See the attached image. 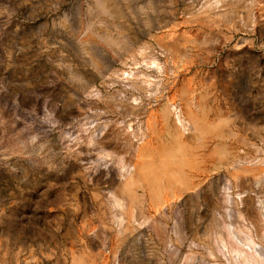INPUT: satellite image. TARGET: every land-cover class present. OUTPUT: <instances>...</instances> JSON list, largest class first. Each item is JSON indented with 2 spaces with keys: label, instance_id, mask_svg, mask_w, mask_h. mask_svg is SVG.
<instances>
[{
  "label": "rangeland",
  "instance_id": "rangeland-1",
  "mask_svg": "<svg viewBox=\"0 0 264 264\" xmlns=\"http://www.w3.org/2000/svg\"><path fill=\"white\" fill-rule=\"evenodd\" d=\"M131 71L130 84L152 76L163 89L147 101L149 115L189 85L212 125L207 153L190 144L200 160L193 188L162 186L158 206L122 192L119 164L106 167L104 151L87 144L104 126L130 131L146 120L131 98L147 90L124 86ZM169 122L156 151L174 145ZM114 151L115 161L139 164L124 145ZM258 207L264 0H0V264H243L231 238L264 246L245 216Z\"/></svg>",
  "mask_w": 264,
  "mask_h": 264
},
{
  "label": "bare ground",
  "instance_id": "bare-ground-1",
  "mask_svg": "<svg viewBox=\"0 0 264 264\" xmlns=\"http://www.w3.org/2000/svg\"><path fill=\"white\" fill-rule=\"evenodd\" d=\"M159 61L156 58H152L149 62H147V65L150 66V69H155L159 75H164L165 65H161ZM172 74L175 76L174 72ZM133 77V71L128 73L125 72L123 82L126 84L124 86L126 89L132 88L135 91H139L140 88H145V90H147L144 96H133L131 98L133 104L132 106L134 107L137 115H140V117L142 115H146V120L142 121L141 118H138L136 121L137 123L135 122V124H137V128L132 129L133 126H130L129 128L132 129L130 131L127 130V126L122 128H117L116 126H104V128L99 130V132L91 135L89 134L90 138L88 137V141L90 142L87 144L95 142L96 145L104 151H102V157L100 156L101 158H98H100L99 160L102 161L103 165L106 167L111 165L112 161L119 164L117 166V176L121 182L120 188L122 192H126L131 195L132 199L133 197H136L138 201L143 200V198L147 199L150 197L152 203L158 206L159 202L163 199H161V192L163 191H161L162 186L169 187V189L177 187L181 191H188L193 188L191 186L192 182L190 181L192 176L191 173H193L192 170L194 168H198L200 160L199 153H194V151L191 152L190 144H192V140L195 138L197 140L196 145L198 144L196 148H201L204 153H207L206 151L209 149L210 144L208 135L212 130V125L208 119L207 105H205L204 102H196L195 96L190 90L191 88H188L189 85L188 87H182V89L177 92V98H180L179 102L173 100L169 101L164 105H161L159 113L156 115H149L151 102L147 101H151L152 99L158 100V98L162 96L163 89L161 87L156 88L157 83L155 85V83L151 80L152 76L150 79L146 77L143 78L142 81L138 82L137 85H139L140 88L135 86L133 83L130 84ZM142 77H144V75ZM157 78H155V80ZM162 83L160 84L162 85ZM171 118H173L174 124L177 128L176 135L173 137L174 145L172 147H166L161 141L159 143L160 145L162 144L161 150L156 151L157 148H154L153 144L159 142L157 141V136H159V125L161 122L167 124L170 123L169 120ZM81 140L82 139L77 136V138L70 140V145L79 146L83 141ZM110 143H114L115 147L111 151L107 152L106 145ZM120 145H124L131 153V156L134 158L137 157L139 164L136 167L131 166L130 163L123 164L118 160L115 161L116 159L113 158L115 154L114 150L119 148ZM98 158L97 161H99ZM136 187L142 189L143 194H139L135 190ZM231 200L233 199L228 197V203H231ZM247 201L248 200L241 198L243 205H246ZM113 206V208L117 211L120 210L122 212H127L128 210L125 206V202L119 198H114ZM263 211L264 209L261 207H258L254 214L252 211L250 212L245 210V216L255 228L256 236L259 237L261 243H264ZM133 212L135 213V211ZM133 216L135 215L133 214ZM125 222L126 221L123 215L116 216V223L119 229L124 226ZM249 236L250 234L247 235V237ZM231 239H233L235 246H237V249H234V252L237 254L236 256L242 260L243 264H264V246L257 244L254 239H249L248 241L236 240L234 238ZM164 240L168 244H171L170 237H165ZM221 243L224 245L223 240H221ZM234 264H237V262H234Z\"/></svg>",
  "mask_w": 264,
  "mask_h": 264
}]
</instances>
